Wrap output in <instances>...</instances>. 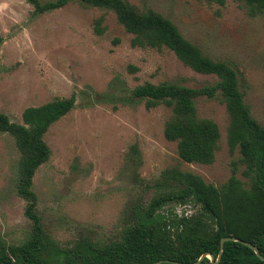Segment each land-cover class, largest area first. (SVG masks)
<instances>
[{
    "label": "rangeland",
    "instance_id": "1",
    "mask_svg": "<svg viewBox=\"0 0 264 264\" xmlns=\"http://www.w3.org/2000/svg\"><path fill=\"white\" fill-rule=\"evenodd\" d=\"M123 1L167 18L203 55L235 69L243 102L264 127V12L250 13L241 0ZM98 17L99 33L93 30ZM131 37L111 10L79 0L41 14H33L27 0H0V113L20 123L27 106L74 97L73 107L44 132L49 156L31 178L41 227L58 246L117 238L132 207L155 193L152 183L165 168L219 186L238 159L237 150L230 153L226 144L228 119L218 92L194 100L195 115L218 128L212 162L178 159L175 142L162 133L170 108H146L132 89L143 82L199 87L216 77L193 71L165 47H133ZM18 162L13 136L0 131V241L5 244L20 243L30 231L25 202L15 191ZM241 170L237 163L236 177L246 182ZM197 211L190 199L158 209L172 217Z\"/></svg>",
    "mask_w": 264,
    "mask_h": 264
},
{
    "label": "trees",
    "instance_id": "2",
    "mask_svg": "<svg viewBox=\"0 0 264 264\" xmlns=\"http://www.w3.org/2000/svg\"><path fill=\"white\" fill-rule=\"evenodd\" d=\"M69 0H27L33 14L59 8ZM88 6L111 10L116 21L132 35L130 45L159 49L165 47L195 72L212 74L213 84L189 87L173 82H143L133 87L132 95L142 99L146 108L159 104L170 108L163 125V136L175 142L176 155L183 162H212L219 137L217 125L195 115L198 96L214 97L216 92L227 114L226 144L229 152H238L229 177L219 186L204 182L198 175L169 167L152 186L155 193L144 205H134L117 238L104 243L80 239L69 247L58 246L48 238L35 211L31 190L32 175L49 156L42 136L48 126L74 105L73 95L54 97L20 113L21 122H13L0 113V131L13 136L19 152L15 191L25 204L24 216L30 231L18 244L0 241V264H173L191 263L204 252L215 260L219 239L234 236L253 244L264 255V127L249 114L239 90L237 73L228 63L214 61L187 41L176 27L153 10L140 11L123 0H79ZM222 4L224 0H206ZM250 13L264 12V0H241ZM100 20L93 30L100 32ZM242 166V182L236 177V164ZM190 199L198 211L172 217L158 212L171 201ZM167 260V261H165ZM195 264H211L204 256ZM215 264H264L254 252L236 241H224Z\"/></svg>",
    "mask_w": 264,
    "mask_h": 264
},
{
    "label": "water",
    "instance_id": "3",
    "mask_svg": "<svg viewBox=\"0 0 264 264\" xmlns=\"http://www.w3.org/2000/svg\"><path fill=\"white\" fill-rule=\"evenodd\" d=\"M224 241H236V242H238V243H240L242 245H245V246H247L248 248H250L254 252V254L256 255V257L258 259L264 261V255L259 254L257 248L253 244H251L250 242L244 241V240L239 239V238L234 237V236H225V237H221L219 239V249H218L217 255L215 257V260H212L213 256H212L211 253L204 252L196 259V261L188 263V264H195V263L199 262L204 256H206L209 259V262L211 264H215L218 261L219 257H220L222 244H223ZM165 261H167V260H165ZM168 262L173 263V264H187V263H180V262L171 261V260H169ZM18 264H23V263H18Z\"/></svg>",
    "mask_w": 264,
    "mask_h": 264
}]
</instances>
